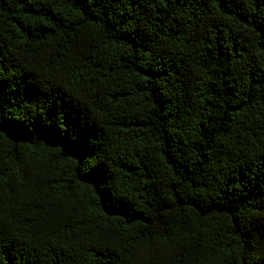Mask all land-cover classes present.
<instances>
[{
    "label": "trees",
    "instance_id": "obj_1",
    "mask_svg": "<svg viewBox=\"0 0 264 264\" xmlns=\"http://www.w3.org/2000/svg\"><path fill=\"white\" fill-rule=\"evenodd\" d=\"M0 264H264V0H0Z\"/></svg>",
    "mask_w": 264,
    "mask_h": 264
}]
</instances>
